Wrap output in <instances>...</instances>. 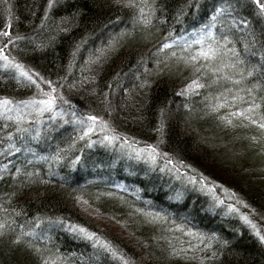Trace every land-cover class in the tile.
<instances>
[{"label": "trees", "instance_id": "obj_1", "mask_svg": "<svg viewBox=\"0 0 264 264\" xmlns=\"http://www.w3.org/2000/svg\"><path fill=\"white\" fill-rule=\"evenodd\" d=\"M211 21L229 38L215 48L243 61L223 74L243 73L242 83H212L218 63L237 60L222 49L211 67L200 61L205 89L186 97L180 88L197 69L181 57L188 50L158 43ZM5 31L0 101L11 103L0 104V264H123L120 256L129 264H264L256 235H264L263 173L242 158L255 154L246 140L240 155L223 137L230 126L218 117L228 109L210 104L240 89L264 97V14L253 0H0ZM53 88L52 111L28 103ZM88 116L97 117L91 131ZM204 179L225 186L227 198ZM230 198L245 209L230 210ZM80 201L127 237L95 223ZM196 232L203 241H188Z\"/></svg>", "mask_w": 264, "mask_h": 264}, {"label": "rangeland", "instance_id": "obj_2", "mask_svg": "<svg viewBox=\"0 0 264 264\" xmlns=\"http://www.w3.org/2000/svg\"><path fill=\"white\" fill-rule=\"evenodd\" d=\"M244 0H242L243 2ZM222 9H225L224 7H222ZM212 26V21L208 23L207 26H197V28H193L187 31L182 32L181 34H179L178 36H163L160 40V43H158V45H164V44H169L171 46H176L179 47L180 49L187 51V52H183L186 54H182L181 57L184 60L185 64H194L196 68H199L200 71H193V74H191L187 80H185L184 85L182 88H180V93H182L184 96L186 97H194L196 95H198L203 89H205V87H196L193 82L197 81L199 84H203V79H204V69L203 67L199 64L200 61H203L204 63H208L206 67H211L209 64L216 62L217 60H212V61H205L202 58L197 57V53L201 51V49H208L209 47L215 48L216 44H218L217 47H220L219 45H225V40L229 39V38H225V40L223 41V38L225 37V31L221 32L219 34V37L217 36L215 30L211 27ZM189 29V28H188ZM228 32H232V30H227ZM199 40L200 43H196V41ZM170 46V47H171ZM216 49V48H215ZM219 49V53L221 51V54H225L227 53V51L231 50L228 48V46H226L225 48L222 46ZM5 53L3 51V54L5 56ZM220 54V57H222ZM193 57H197V59H193ZM220 57L218 60H220ZM226 57V55L224 56ZM222 59V58H221ZM221 63H218L217 65L220 66ZM208 70V69H207ZM209 71V70H208ZM226 71V67L223 68V73ZM210 72V71H209ZM219 74V73H218ZM221 74V73H220ZM193 85L192 88H190L189 86ZM204 85V84H203ZM217 103V100H214V103H210L215 105ZM245 105H241V107H244ZM229 111V110H227ZM245 122L246 121H236L235 125L236 126H230V128L228 127L229 130H225L226 133L223 136L225 139H230L231 142L227 141L229 144V147L231 149L234 150V152L238 153V154H243V150H242V140H246L247 144L250 146V148L253 149V151L255 152L254 154V158L251 155H244L242 156V158L247 157L248 161L252 160V163L255 166H258L259 168H261V172L263 173V181H264V131H262L261 129H259L258 127H256L258 129V131L255 129V127L252 128L248 127L245 128ZM253 132L254 135H251L250 132ZM262 134V137L260 138V136L256 137V133L259 132ZM237 132H239L240 134H238ZM237 133V134H235ZM242 134V135H241ZM239 135V136H238ZM239 138H237V137ZM255 138V139H253ZM223 140V139H222ZM235 143V145H234ZM234 146V147H232ZM259 159H256V158ZM203 182L205 184H209V189L213 190V193L216 194H224L225 197L227 198V196L229 195L228 191H225V186L221 185V186H215L213 185L212 182H210L208 179H204ZM232 195V194H231ZM230 195V197H231ZM230 200V203H232L233 199L230 198L228 199ZM239 203L238 204H233V207L235 209H245V207L243 206V201H241L242 199H238ZM81 205H82V212L84 214H86L88 217H90L91 219H93L95 221V223L100 224L101 227L106 228L109 231H112L114 233L120 234L121 237L126 238L127 237V233L126 231L123 229V227H121V225H119L116 221H113L112 218L107 217V216H103L97 213L96 209H92L87 203H85V201H80ZM236 206V207H235ZM232 207V208H233ZM208 234H211V232L209 233V231H207ZM200 232H196L193 234V236L189 235L188 237H186L188 239V241L191 240H196V241H203V238H205L202 234H199ZM192 234V233H191ZM203 236V238L201 237ZM190 237V239H189ZM192 238V239H191ZM215 239V233L212 235V239ZM190 247V246H189ZM191 248V247H190ZM197 249L194 247L193 251H196Z\"/></svg>", "mask_w": 264, "mask_h": 264}, {"label": "snow or ice", "instance_id": "obj_3", "mask_svg": "<svg viewBox=\"0 0 264 264\" xmlns=\"http://www.w3.org/2000/svg\"><path fill=\"white\" fill-rule=\"evenodd\" d=\"M119 2V0H117ZM253 2L258 6L261 14H264V0H253ZM128 6H132L129 4ZM0 35L3 36H8L9 33L7 31L0 33ZM229 41L225 40V44H227ZM196 43H200L199 40L196 41ZM171 45L169 44H164V48H168ZM232 52L233 56L237 57V60L234 63L226 64L223 65L222 67H218L213 69V75H216L217 73H221V75L216 79L213 80V84H217L220 82V80L228 81L234 85H240L242 83L243 79V73H239L242 77V79H232L229 75L223 74V68H231V69H236L238 64L243 63V61H240L238 59V54L235 52L234 49L229 50ZM3 52V49L0 48V53ZM226 54V53H225ZM219 56V50L209 47L208 49H201L200 52L197 53V57L202 58L205 61H212L216 60ZM197 57H193V59H197ZM0 58L7 60V56H0ZM6 67L8 65H5ZM15 70L18 72L19 77H22L25 81H27L31 85H35L37 89L40 88V85L37 83L36 80L33 79V76L29 74L28 71L24 70V66L21 64H14L12 65ZM196 71H200L199 68L196 69ZM253 73L249 71L247 73L248 76H251ZM193 84L196 87H204L205 85L199 84L197 81H194ZM190 88L193 87V85L189 86ZM56 91V89H52L51 92H44L43 95L47 97V99H42V100H33L28 102L31 105H38L39 111L41 113L46 112V111H52L55 103H56V98L53 96V93ZM231 89H227L226 92L231 93ZM241 91H246L247 96H242L240 95ZM255 91L254 88H248V89H240L236 93H234L231 97V99L228 98L225 93H221L220 96L216 97L217 103L212 106V112H219L220 109L226 108L229 111L226 112L223 115H220L218 118L221 120L222 123H224L226 126H236L234 124V121H248L249 124L254 125L264 131V112H261L262 106H264V97L261 98V102H257V99L252 95L253 92ZM11 102L8 100L0 101V104L3 106L7 107L8 104ZM241 105H245L244 107H241ZM10 110V109H9ZM11 119V117H8ZM87 120L92 121V125L89 126V131L92 130V128L95 126V123L97 121V117L95 116H88ZM81 124L85 123V121L81 120L79 121ZM247 126V125H244ZM106 127V125H104ZM87 135V133H85ZM107 139V137H106ZM255 139V138H253ZM156 152L155 148L151 149L150 155L154 154ZM153 158L154 155H153ZM86 203V202H85ZM239 203V201H238ZM230 210L236 211L237 209L231 208ZM242 219L248 223L253 229H256V225L252 224V222L249 220L247 216H243ZM3 225H0V228H2ZM81 232H84V229H80ZM89 236L91 234H88ZM256 235L259 236V239L264 242V235H260L259 231L257 230ZM101 247L109 250L112 252L113 256H116L117 253L114 249L111 248L110 245L108 244H102ZM121 260H123V264H129L127 260H124L122 256L119 257Z\"/></svg>", "mask_w": 264, "mask_h": 264}]
</instances>
